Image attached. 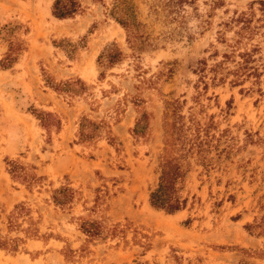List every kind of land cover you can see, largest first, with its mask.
Instances as JSON below:
<instances>
[{
    "label": "rangeland",
    "instance_id": "rangeland-1",
    "mask_svg": "<svg viewBox=\"0 0 264 264\" xmlns=\"http://www.w3.org/2000/svg\"><path fill=\"white\" fill-rule=\"evenodd\" d=\"M80 1L82 11L58 20L50 12L53 0H0V28L20 24L10 36L32 44L14 69L0 71V233L22 239L15 252L0 249V264H264L256 253L264 239L244 228L264 200V11L251 4L259 0H192L179 15L167 0H130L157 46L142 52L129 48L124 28L110 16L113 0ZM241 12L251 19L243 36L229 23ZM3 32L0 58L7 50ZM236 38H244L240 51L255 47L251 64L260 76L238 85L232 75L212 80L210 68ZM111 42L124 59L98 63ZM200 61L206 63L203 78ZM77 77L86 89L75 95L58 94L44 82ZM170 98L185 100L183 114L201 123L213 115L215 124L202 136L210 164L189 157L182 191L188 202L174 214L148 201ZM143 111L145 133L134 134ZM82 117L94 121L84 141L78 139ZM7 160L22 169L10 171ZM25 170L43 178L23 180ZM61 185L75 194L57 206L51 195ZM79 217L121 225L114 236L88 241Z\"/></svg>",
    "mask_w": 264,
    "mask_h": 264
},
{
    "label": "trees",
    "instance_id": "trees-1",
    "mask_svg": "<svg viewBox=\"0 0 264 264\" xmlns=\"http://www.w3.org/2000/svg\"><path fill=\"white\" fill-rule=\"evenodd\" d=\"M214 4H219V0H212ZM192 0H167L165 6L170 12L179 15L183 5L186 3H192ZM259 3L261 5L260 10L264 11V1H253L251 4ZM130 0H113L112 6L109 10L110 16L122 27L126 32V41L130 49L136 52H142L149 49H156L155 44H151L148 40V34L143 31V23L138 20L137 10ZM83 5L80 0H53L51 4V15L56 19H67L74 16L76 13L82 11ZM264 13V12H263ZM180 17H184L180 14ZM176 18V17H174ZM235 22L239 25L237 30L238 35H242L246 31L251 30V19L245 12L239 13L237 16L231 18L229 23ZM227 24V23H226ZM20 24L6 23L3 24L0 30L3 32L5 38L7 50L0 58V70L11 69L18 60V56L28 49V42L25 38L20 36H10L15 28H19ZM27 32V28L23 31ZM6 34V35H5ZM243 36V35H242ZM222 37V36H220ZM224 42L225 38H220ZM244 38H236L234 42H230L228 46L231 51L222 53L223 59L216 62L214 66L210 68L213 72L212 80L223 82L228 75H232L231 84H241L244 79L249 77L258 78V67L252 65V54L256 50L255 47L251 49H244L240 51L238 45ZM249 39V38H247ZM125 53L118 46V44L111 42L107 44L97 56V62L101 63L103 60L109 65H114L124 59ZM238 56L240 60L236 61ZM231 59L232 62H236V66L232 69L224 67L223 64L226 60ZM206 63L200 61L197 71L201 73V78L204 77ZM226 69V70H225ZM225 71V72H224ZM100 76H103V72H100ZM54 79L52 76H50ZM203 82V80L200 79ZM46 86L61 94V92L77 94L82 93L86 89L85 82L77 78H69L65 80H59L56 84L51 83L47 79H44ZM205 83V82H204ZM206 86V83L204 84ZM185 100H179L178 98H170L164 101V110L162 115V151L158 157V180L154 187L149 191L148 201L149 204L157 209L162 210L168 214H174L186 207L188 197L182 195L184 190V182L190 170L191 162L190 156H195L197 163L202 165H209L210 159L205 155L207 149L204 147L206 144L205 139L202 136H207L210 129L215 128L213 122V115H209L208 119L204 122L196 120L193 113L188 115L182 113V107ZM147 112L143 111L136 119L132 132L134 134H144L147 127ZM91 126L88 132L83 131L84 126ZM94 131V121H90L85 117H82L79 122L78 139L84 141L87 138H91ZM10 171H17L22 169L17 166L12 160H7ZM33 170L36 169L34 165L30 166ZM23 180L26 176L31 181H38L42 179V176H38L35 172H23ZM75 190L67 185H61L55 188L51 195V201L57 205H64L72 202L74 198ZM259 210L254 215L253 220L250 223L244 225L245 230L253 236L264 239V200L258 202ZM240 218L239 215L235 217ZM81 220L78 224L79 229L86 234L88 241L105 240L109 235L114 236L118 231L121 223L113 222L108 223L106 220H97L85 217H79ZM190 222L188 218L184 224L187 225ZM27 232V231H26ZM137 233V230H136ZM140 237L148 238V235L141 233ZM21 238L4 237L0 233V249H6L9 251H17ZM136 241H140L137 240ZM148 246V243H144ZM242 250V248H241ZM259 255L264 256V244L263 249L257 250Z\"/></svg>",
    "mask_w": 264,
    "mask_h": 264
},
{
    "label": "crops",
    "instance_id": "crops-1",
    "mask_svg": "<svg viewBox=\"0 0 264 264\" xmlns=\"http://www.w3.org/2000/svg\"><path fill=\"white\" fill-rule=\"evenodd\" d=\"M55 19H56V18H55ZM58 20H63V19H58ZM31 46H32V44H29V43H28V49H27L28 51H26L27 53H30V54H31V49H32ZM15 64H17V62H16ZM14 67H15V66H13V67L11 68V70L14 69ZM9 70H10V69H9ZM0 71H5V70H0ZM16 73H17V71H16Z\"/></svg>",
    "mask_w": 264,
    "mask_h": 264
}]
</instances>
